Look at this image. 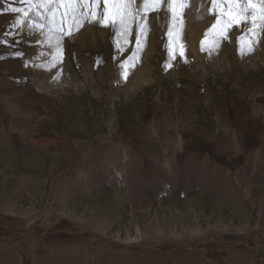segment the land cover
<instances>
[{
    "label": "rangeland",
    "instance_id": "obj_1",
    "mask_svg": "<svg viewBox=\"0 0 264 264\" xmlns=\"http://www.w3.org/2000/svg\"><path fill=\"white\" fill-rule=\"evenodd\" d=\"M13 7L0 264H264V20L220 32L211 0H132L127 31L77 5L62 35Z\"/></svg>",
    "mask_w": 264,
    "mask_h": 264
},
{
    "label": "snow or ice",
    "instance_id": "obj_2",
    "mask_svg": "<svg viewBox=\"0 0 264 264\" xmlns=\"http://www.w3.org/2000/svg\"><path fill=\"white\" fill-rule=\"evenodd\" d=\"M28 3V11H24L23 9L16 7L11 8V11L14 13L23 12V15L27 17L29 15V12H31L33 9H36V15L41 14L40 9H45L49 16L48 22L51 25L49 31L58 32L62 35H71L72 27L74 24L77 28L81 26L80 21L77 19V5H79L81 9L88 8V15L97 19V22L105 24V26H108L105 21H109L114 26L115 19L119 17L121 25L125 31H127V19L132 18L133 11L138 12V10H134L132 8V0H102L104 10L100 13L92 10L91 5H99L101 3V0H28ZM159 3L160 0H144V7L145 9H147L149 4L155 6ZM172 3L173 0H169L170 9ZM109 4L112 5L111 9H109L108 7ZM257 4L260 5L261 15L259 16H257L256 14ZM60 8H63L64 11L60 13L59 22H57V12ZM208 11L216 16V23L213 24L212 27L216 28L217 25H219L220 32H223L225 27H229L232 25H235L237 27L242 24L246 25L249 20L251 21L254 28L258 19L264 20V0H211V9H209ZM249 12L251 13V15L248 14ZM81 15H83V12H81ZM110 17L111 19H109ZM14 23L23 24L24 21L22 19H17L16 21H14ZM65 24L68 25L67 29H65L64 27ZM36 27L42 28L43 25H36ZM62 35L57 36L55 38V43L53 44V47L59 54H62V50L60 48ZM169 35H171V30L169 31ZM52 39V36L48 37L49 43H52ZM238 39L241 41V51H243V38L241 37ZM0 43H7V41H0ZM201 43L203 50V41ZM56 59L57 57L53 56V62H55Z\"/></svg>",
    "mask_w": 264,
    "mask_h": 264
},
{
    "label": "bare ground",
    "instance_id": "obj_3",
    "mask_svg": "<svg viewBox=\"0 0 264 264\" xmlns=\"http://www.w3.org/2000/svg\"><path fill=\"white\" fill-rule=\"evenodd\" d=\"M192 34V33H191ZM193 35V34H192Z\"/></svg>",
    "mask_w": 264,
    "mask_h": 264
}]
</instances>
